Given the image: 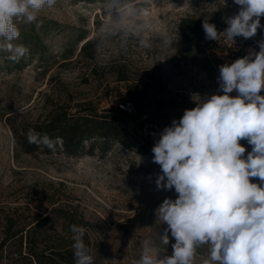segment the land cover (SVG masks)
Instances as JSON below:
<instances>
[{
    "label": "rangeland",
    "instance_id": "obj_1",
    "mask_svg": "<svg viewBox=\"0 0 264 264\" xmlns=\"http://www.w3.org/2000/svg\"><path fill=\"white\" fill-rule=\"evenodd\" d=\"M108 2L56 0L39 12V25L17 23L20 37L14 43L28 48L25 56L12 64L11 53L0 51V264H36L29 254L32 231L31 246L48 256L58 237L66 235L64 217L84 226L96 240V264H131L145 240L153 242L161 257L172 254L175 240L169 232V244L160 242L167 224L156 220L155 210L177 194L156 189L161 169L153 162L152 147L164 127L196 106L194 94L205 98L223 93L218 91L219 70L209 77L177 63L175 42L165 47L163 40L175 37L179 21L190 15L202 14L227 26L225 20L239 6L233 0H151L150 20L143 28L121 29L101 42ZM142 38L149 39L150 49L140 46ZM262 39L264 27L253 38L240 37L244 43L229 45L231 52L216 56L231 64L249 49L258 52ZM94 43L97 52L91 59L93 46L87 45ZM129 85L158 92L137 110L146 129L129 125L130 147L116 143L106 152L86 149L72 157L62 151L30 155L18 146L16 133L42 125L57 113L78 116L89 108L103 112L125 106L135 114V105L126 102ZM240 143L246 157L252 146L247 140ZM250 179L260 183L259 178ZM10 220L11 234L18 236L7 241ZM207 254L206 245L198 248L195 264H202Z\"/></svg>",
    "mask_w": 264,
    "mask_h": 264
},
{
    "label": "clouds",
    "instance_id": "obj_2",
    "mask_svg": "<svg viewBox=\"0 0 264 264\" xmlns=\"http://www.w3.org/2000/svg\"><path fill=\"white\" fill-rule=\"evenodd\" d=\"M56 0H0V51L11 53L16 60L28 53L17 23L39 25L38 14L52 7ZM151 0H109L108 20L101 32L106 42L121 29L143 28L150 20ZM239 11L227 18V28L218 32L206 18L202 23L205 39L221 38L235 42L236 37L253 38L264 17V0H233ZM176 42L166 35L165 47ZM259 51L231 64L219 67V92L201 98L194 94L196 106L185 109L159 133L152 147L157 174V190L177 194L165 198L156 208V220L167 224L163 245L169 244V232L175 243L172 254L160 256L150 240L143 241L138 258L131 264H195L197 249L207 246L202 264H264V39L257 42ZM140 46L151 48L149 39ZM236 95H230L232 93ZM29 143L54 149V142L35 130L28 132ZM247 140L252 146L240 143ZM250 178H259L254 183ZM74 264H95L92 250L85 243L87 229L71 226Z\"/></svg>",
    "mask_w": 264,
    "mask_h": 264
},
{
    "label": "trees",
    "instance_id": "obj_3",
    "mask_svg": "<svg viewBox=\"0 0 264 264\" xmlns=\"http://www.w3.org/2000/svg\"><path fill=\"white\" fill-rule=\"evenodd\" d=\"M88 1V0H86ZM206 19L204 15H190L182 18L178 23L177 33L175 35V48L173 59L180 64L190 65L198 68L209 77H214L218 74V68L223 65L221 57L216 56L219 53L225 55L231 50L228 48L232 45L230 41L221 38L219 41L205 39V32L202 28V23ZM210 23L215 24L218 32H223L227 26L220 24L216 20H209ZM240 37L235 38L234 43L242 44L244 42L239 41ZM88 44V43H87ZM213 44V46H211ZM92 47V54L90 58L93 59L96 54V44L87 45ZM211 47V52L208 53L206 48ZM14 60H10V63H14ZM218 65V66H217ZM126 79L122 78L121 81ZM127 90V103H133L135 105V114L125 111L120 107L107 109L103 112H98L89 108L85 112L86 115L69 116L65 113H57L47 122L42 125L34 127L32 130L40 133L41 135L47 134V136L54 142V149H49L43 144L29 143L27 130L21 134L16 133L17 144L26 153L34 154L37 151H42L44 154H52L56 152H64L68 156H77L84 153L86 149L94 151L96 148L106 152L111 149L112 144H120L123 147H130L126 140V134L128 127L131 124H135L140 129H146L143 124L137 118V110L140 109L143 100L153 98L157 96L156 88L148 92L145 86L142 90L138 86L129 85ZM138 152H144L137 146L132 147ZM65 222L63 224L66 235L58 237L57 246L55 250L51 251L48 256L42 250L40 253L36 251L32 244V232H29V254L31 258L35 260L36 264H74V257L71 245L73 243L71 237V226L75 224V220L70 217H64ZM9 228L7 241L14 240L18 234H11V227L14 226L12 220L9 221ZM85 243L92 250L95 257V264L98 258L97 242L93 240L86 232L84 237Z\"/></svg>",
    "mask_w": 264,
    "mask_h": 264
},
{
    "label": "built area",
    "instance_id": "obj_4",
    "mask_svg": "<svg viewBox=\"0 0 264 264\" xmlns=\"http://www.w3.org/2000/svg\"><path fill=\"white\" fill-rule=\"evenodd\" d=\"M127 105H130V104H127ZM122 109H125V106H123ZM126 110H127L128 112H131V111H130L129 109H127V108L125 109V111H126Z\"/></svg>",
    "mask_w": 264,
    "mask_h": 264
}]
</instances>
